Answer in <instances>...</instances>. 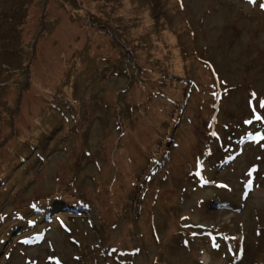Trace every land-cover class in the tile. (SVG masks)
Masks as SVG:
<instances>
[{
    "label": "rangeland",
    "instance_id": "obj_1",
    "mask_svg": "<svg viewBox=\"0 0 264 264\" xmlns=\"http://www.w3.org/2000/svg\"><path fill=\"white\" fill-rule=\"evenodd\" d=\"M261 105L264 0H0V264H264Z\"/></svg>",
    "mask_w": 264,
    "mask_h": 264
},
{
    "label": "snow or ice",
    "instance_id": "obj_2",
    "mask_svg": "<svg viewBox=\"0 0 264 264\" xmlns=\"http://www.w3.org/2000/svg\"><path fill=\"white\" fill-rule=\"evenodd\" d=\"M255 95V94H253ZM262 107H264V105H261ZM257 119H260V117H257ZM213 247H217V245L215 243H213Z\"/></svg>",
    "mask_w": 264,
    "mask_h": 264
},
{
    "label": "bare ground",
    "instance_id": "obj_3",
    "mask_svg": "<svg viewBox=\"0 0 264 264\" xmlns=\"http://www.w3.org/2000/svg\"><path fill=\"white\" fill-rule=\"evenodd\" d=\"M187 212V211H186ZM189 214V213H188ZM198 217V216H197ZM205 217V216H204ZM208 218H209V216H208ZM197 221V220H196ZM239 235V234H238Z\"/></svg>",
    "mask_w": 264,
    "mask_h": 264
},
{
    "label": "trees",
    "instance_id": "obj_4",
    "mask_svg": "<svg viewBox=\"0 0 264 264\" xmlns=\"http://www.w3.org/2000/svg\"><path fill=\"white\" fill-rule=\"evenodd\" d=\"M19 158H21V157H19ZM18 157H17V159H19Z\"/></svg>",
    "mask_w": 264,
    "mask_h": 264
}]
</instances>
